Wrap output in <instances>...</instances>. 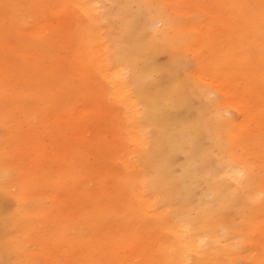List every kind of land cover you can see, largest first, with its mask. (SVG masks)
I'll list each match as a JSON object with an SVG mask.
<instances>
[{"label":"bare ground","instance_id":"bare-ground-1","mask_svg":"<svg viewBox=\"0 0 264 264\" xmlns=\"http://www.w3.org/2000/svg\"><path fill=\"white\" fill-rule=\"evenodd\" d=\"M90 1L70 0L67 17L55 2L58 22L29 26L27 47L15 48L24 75L11 84L48 90L64 113L65 153L51 178L63 207L40 230L24 183L13 184L10 160L23 155L9 160L0 144V264H264V0H226V9L225 0H114L106 18L119 25L107 27L105 43ZM64 19L86 26L70 42ZM62 43L74 63L44 65ZM12 72L2 68L0 83ZM95 78L98 92L86 86ZM93 92L94 106L72 107ZM90 154L98 164H88ZM63 185L65 196L56 193Z\"/></svg>","mask_w":264,"mask_h":264},{"label":"rangeland","instance_id":"rangeland-1","mask_svg":"<svg viewBox=\"0 0 264 264\" xmlns=\"http://www.w3.org/2000/svg\"><path fill=\"white\" fill-rule=\"evenodd\" d=\"M31 1L36 3L32 7H29L27 0H0V70L2 68H7L8 71L9 69L15 70V72L11 73L9 79L4 78L7 80V83H0V144L6 145L5 156L9 160L17 154H19V156L23 155V158L19 157V164H15L10 160L13 170L12 174L15 181L13 184L20 186L21 183H24V202L35 211L36 219L42 220V223H44L40 224V230H45L47 229L48 212L54 208L61 210L63 207V204L60 201H56L53 198L51 178L52 175H57V173L53 174L52 171L54 169H61V164L59 163L58 158L61 159L62 154L65 153L67 137L65 129H63L64 123L61 118V115L64 113L63 111H54L55 106L53 96H48V90L26 84H11L10 79L14 78L16 82L17 78H21L24 75V73L19 74L14 67L17 66V64L22 66L21 56L17 50L15 51V48H19V51H21L27 47L26 41L24 40V38H29L25 33L26 29L37 23H44L45 20L54 21L56 19L54 23H57V16L52 12L53 4L55 2L60 3L59 8L62 9L61 14L66 17L69 16L70 8L68 4L70 0ZM85 1L87 4L91 2L90 0ZM96 1H98L96 7L100 11V15L96 14L95 18L102 19V27H98L99 31L97 32V37L98 41L105 43L107 36L105 31H109V28L107 27H109V25H112V28L115 26L117 27L119 25V19L117 17L112 19L106 18L107 13L110 14L115 11V6L113 5L114 0ZM213 2L214 0L209 3L213 4ZM223 4L226 9V0ZM41 8L42 12H39L38 10ZM103 16H105V20ZM201 18L206 19L208 16L205 13H202ZM89 19L90 17L85 13H83L80 18V20L85 22H88ZM69 21V19H64V23L60 27L63 36H67V40L70 39L68 42L75 39L76 30L79 29V27L82 28L83 25L86 27L85 24H82V21L79 23V27H76L74 21H72L73 24L70 25ZM218 23L215 22L214 25H217ZM97 25H99V23H97ZM156 27L160 28L161 24L157 23ZM20 28L23 29V31ZM112 28L110 29V33L112 32ZM225 28L226 27L223 25V29ZM84 35L88 37V34ZM27 43L30 44L31 40L29 39ZM69 46L71 47V44L62 43V45L58 44V46L50 48L44 57V65L51 67V65L56 62L60 66L62 65V67L69 68V66L74 63L77 56V53L73 50L68 51ZM32 50L36 52L34 49ZM209 55L210 50L207 49V57ZM213 55L215 59H221V57L218 56L219 50L217 55H215V53H213ZM158 57L159 61L163 64L170 61V54L168 52H162ZM221 62L223 61H220V63ZM80 76L79 78L77 76L69 77V81L73 83V87L81 86ZM102 78L103 77H100V79ZM97 79L98 78L90 80L91 85L86 86H92L95 89L94 91L98 92L99 86H97ZM88 95L89 94H79L72 107L76 108L81 105V109H84L87 108L86 104L94 106L95 101L97 100L95 99L96 93L93 92L92 96L89 97ZM214 95L220 100H223L224 98L223 94L219 92ZM223 107V111H226V105H223ZM196 113V110H193L191 116L195 117ZM233 113V111H230V114ZM57 114L60 115L58 121L57 118H55V115ZM106 115L107 114L101 115L100 117H103L104 121L105 118L108 120V115ZM107 135H110V133ZM108 139L116 140L117 137L110 136ZM86 160L88 164H98L95 156L92 154L87 156ZM101 164L106 166L107 169L110 165H114V163L108 158L101 160ZM23 167L26 168L25 171L23 170ZM62 169H66V167H62ZM25 175H28V177ZM61 187L62 189L56 190V193L65 196L69 187L64 185ZM14 190L16 191V189ZM7 207L11 211H16L18 208L17 200L13 199V197L9 198ZM22 231V228L13 229L11 230L10 235L17 236ZM242 263L245 264L246 261H242Z\"/></svg>","mask_w":264,"mask_h":264}]
</instances>
